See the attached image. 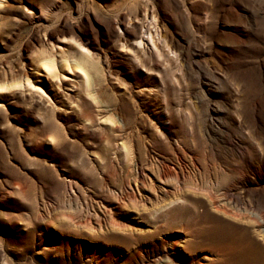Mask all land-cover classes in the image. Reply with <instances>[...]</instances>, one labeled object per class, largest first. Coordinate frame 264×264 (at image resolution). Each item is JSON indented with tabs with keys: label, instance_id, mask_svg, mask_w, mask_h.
Wrapping results in <instances>:
<instances>
[{
	"label": "rangeland",
	"instance_id": "1",
	"mask_svg": "<svg viewBox=\"0 0 264 264\" xmlns=\"http://www.w3.org/2000/svg\"><path fill=\"white\" fill-rule=\"evenodd\" d=\"M0 264H264V0H0Z\"/></svg>",
	"mask_w": 264,
	"mask_h": 264
}]
</instances>
